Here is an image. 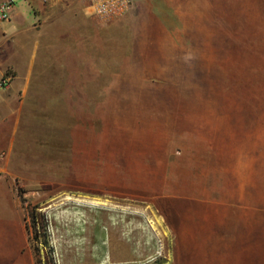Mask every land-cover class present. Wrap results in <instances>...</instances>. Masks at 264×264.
Instances as JSON below:
<instances>
[{"label": "rangeland", "instance_id": "obj_1", "mask_svg": "<svg viewBox=\"0 0 264 264\" xmlns=\"http://www.w3.org/2000/svg\"><path fill=\"white\" fill-rule=\"evenodd\" d=\"M255 1L132 0L120 20L45 35V55L24 44L0 130L41 264H173L171 224L196 198L234 183L264 195Z\"/></svg>", "mask_w": 264, "mask_h": 264}, {"label": "crops", "instance_id": "obj_2", "mask_svg": "<svg viewBox=\"0 0 264 264\" xmlns=\"http://www.w3.org/2000/svg\"><path fill=\"white\" fill-rule=\"evenodd\" d=\"M29 10L36 20L31 26L25 21ZM92 21L87 0H51L47 4L23 0L20 7L13 8L10 20L0 25V77L8 68L21 67V51L32 37L45 55V35L60 38L69 35L72 28L78 32L80 26ZM17 36H21L23 46L13 48L9 42ZM6 136L0 130V264H34L15 177L9 171L6 155L13 146L12 140ZM244 191L246 188L236 183L228 184L223 195L198 197L197 205L189 212L176 216L171 224L173 264H264L263 189L255 184L249 194Z\"/></svg>", "mask_w": 264, "mask_h": 264}, {"label": "built area", "instance_id": "obj_3", "mask_svg": "<svg viewBox=\"0 0 264 264\" xmlns=\"http://www.w3.org/2000/svg\"><path fill=\"white\" fill-rule=\"evenodd\" d=\"M47 4L51 0H41ZM17 0H0V25L10 20L11 12ZM132 0H87V13L104 22H113L125 17L132 9ZM11 77H0V89L9 87Z\"/></svg>", "mask_w": 264, "mask_h": 264}, {"label": "trees", "instance_id": "obj_4", "mask_svg": "<svg viewBox=\"0 0 264 264\" xmlns=\"http://www.w3.org/2000/svg\"><path fill=\"white\" fill-rule=\"evenodd\" d=\"M19 192V196L21 197V192L20 191H18ZM23 202V201H22ZM34 210H33V214H34ZM33 219H34V215H33ZM26 229L28 230V232H29V228H28V226H26ZM37 235H35V236H33L32 237V239H31V241H36L37 242ZM38 254H39V251H38V249H36V248H34L33 249V257H34V264H41L42 263V261L40 260V258H38Z\"/></svg>", "mask_w": 264, "mask_h": 264}]
</instances>
